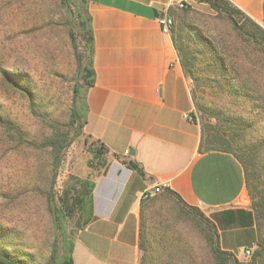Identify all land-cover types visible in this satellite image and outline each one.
<instances>
[{
	"label": "rangeland",
	"instance_id": "1",
	"mask_svg": "<svg viewBox=\"0 0 264 264\" xmlns=\"http://www.w3.org/2000/svg\"><path fill=\"white\" fill-rule=\"evenodd\" d=\"M84 1L0 0V253L25 264H46L60 252L53 210L66 203L72 208L85 191L83 180L108 163V153L84 132L83 117L72 115L73 86L81 81L76 59L84 49ZM227 15L203 0L183 2L172 9L170 34L182 49L179 60L186 56L192 67L188 77L202 135L226 133L264 196V55ZM252 20L264 29V6L262 17ZM58 136L66 144L56 153L51 142ZM86 211L65 208L61 225L69 239ZM142 221L141 264L222 263L207 223L172 196L144 200ZM256 226L251 255L236 257L245 264L260 250L255 264H264V214Z\"/></svg>",
	"mask_w": 264,
	"mask_h": 264
},
{
	"label": "crops",
	"instance_id": "2",
	"mask_svg": "<svg viewBox=\"0 0 264 264\" xmlns=\"http://www.w3.org/2000/svg\"><path fill=\"white\" fill-rule=\"evenodd\" d=\"M180 1L192 2L86 0L95 82L83 128L109 158L90 180V217L76 232L73 264H139L141 193L155 186L203 212L221 250L240 258L256 243L244 168L232 153L200 150L191 80L161 30L159 18ZM231 1L254 20L263 15L264 0Z\"/></svg>",
	"mask_w": 264,
	"mask_h": 264
},
{
	"label": "trees",
	"instance_id": "3",
	"mask_svg": "<svg viewBox=\"0 0 264 264\" xmlns=\"http://www.w3.org/2000/svg\"><path fill=\"white\" fill-rule=\"evenodd\" d=\"M203 1L208 3L210 7H212L213 9L223 10L224 12H226L228 14L227 16L230 18L231 22L233 23V26L237 29V31L240 34L247 35L249 39L252 41L254 48H256L258 51H260L264 55V29L263 28H261L250 17L243 15L239 8L231 7L228 0H203ZM79 18H80L79 26L81 28L82 37L84 39V45H83L84 49L81 54L77 55V59H76L77 68L81 72V81L76 82L73 86L72 115L74 118L83 117L81 126L84 127V123L86 120L85 92L87 88L91 87L95 82V72H94L93 61H92L93 37H92V29H91V17L88 14L87 9H86V0L84 1L83 6L81 7V15H79ZM172 40L176 48V51L178 52V54H180L182 49L177 44L176 38L172 36ZM180 63H181V66L185 74L187 76L192 75V67L191 65L189 66L186 56H183V55L180 56ZM191 92H192V98L194 101L195 94L193 90ZM60 137L61 136H58L55 140L51 142L54 150H56V153L59 152V150L64 144H66V142L63 143L66 139L65 138L63 139L62 137L60 139ZM92 142H95V141H92ZM229 145H230V142L226 138V133L224 132L219 133L217 131H214V132L211 131L206 137L202 135L201 142H200V150L201 151H210V150L226 151V152L232 153L239 160V162L242 164L244 168L246 187H247L248 195L250 197L251 209L255 215L256 224H257V220L260 219L261 216L264 214V196L261 190H259V187L255 181L256 179H254L255 175L251 173V170L248 167V163H245V161L240 156H238L235 153V151H233L230 148ZM100 149L104 152H107V150L101 144H99V150ZM55 157L57 160H59L58 154L55 155ZM126 164L129 167L141 170L137 165H135L131 161L127 162ZM255 178H257V176ZM82 184L86 187L85 191L84 193H82V195H80L78 198L75 199L73 203L74 205L72 204L73 205L72 208H68V205L66 203V207L62 204L60 205V207H57L53 210L56 220L60 223L59 227L61 228V232H62V241H61L60 252L53 251L48 261L46 262V264H73L72 250L74 246V239H69L67 237V235L65 234V230L61 225V220L63 218V215H65V208H67L71 214L73 212V207L75 205L80 207L82 210H84L85 208L87 209L86 218L83 224L78 228V230L81 229L89 220L90 192H91L92 183L89 179H84ZM161 193H163L166 196H172L178 202H180L183 207L195 210L198 213V215L201 217V219H203L207 223L211 231V237L213 236L216 241V247L213 249V254L218 261H222L221 264H245L241 262L239 259H237L235 256H233L232 254L220 249L219 244H218V234L216 232V229L213 223L205 215H203V213L197 207L187 205L186 203L182 201V199L176 193H174L173 191L169 189H166L162 191ZM143 210H144V201H142L141 209H140L139 240L142 235ZM138 246L141 249V243L138 242ZM261 257H262L261 250L257 251V253L253 257L252 262L248 264H255V262L261 259ZM0 264H25V263L20 262L18 259L14 258L13 256L0 253ZM139 264H141V262H139Z\"/></svg>",
	"mask_w": 264,
	"mask_h": 264
},
{
	"label": "built area",
	"instance_id": "4",
	"mask_svg": "<svg viewBox=\"0 0 264 264\" xmlns=\"http://www.w3.org/2000/svg\"><path fill=\"white\" fill-rule=\"evenodd\" d=\"M179 7L183 6V2H179L178 3ZM159 22L161 25V30L162 33L164 34H170L171 33V29L174 25V20L173 17L171 15H164L161 18H159ZM161 192V188L159 186H155L152 189L146 190L144 192L141 193V200H147L153 196H155L156 194H159ZM252 253V249H246L242 252L243 256H249Z\"/></svg>",
	"mask_w": 264,
	"mask_h": 264
},
{
	"label": "water",
	"instance_id": "5",
	"mask_svg": "<svg viewBox=\"0 0 264 264\" xmlns=\"http://www.w3.org/2000/svg\"><path fill=\"white\" fill-rule=\"evenodd\" d=\"M154 7L162 8V6L154 5Z\"/></svg>",
	"mask_w": 264,
	"mask_h": 264
}]
</instances>
